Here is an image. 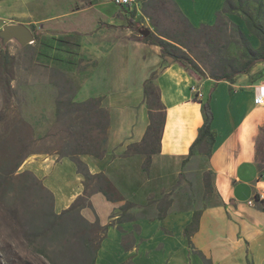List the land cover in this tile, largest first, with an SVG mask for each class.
Masks as SVG:
<instances>
[{
	"label": "crops",
	"instance_id": "0c3cea01",
	"mask_svg": "<svg viewBox=\"0 0 264 264\" xmlns=\"http://www.w3.org/2000/svg\"><path fill=\"white\" fill-rule=\"evenodd\" d=\"M92 1L91 5L101 7L100 17L108 25L126 24L124 17L114 13L111 0ZM172 1L194 27L214 24L225 3ZM140 5L125 10L139 13ZM102 39L114 52L111 61H141L138 53L127 51L139 43L126 47L112 30L102 33ZM81 49L93 55L98 46ZM142 80L143 76L134 82L131 71L124 73L98 95L108 119L103 154L77 157L89 175H104L118 194L110 201L93 191L88 197L90 205L79 209L86 222L105 228L93 264H247V258L264 264V209L260 204H246L264 188V171L257 157V148L264 156V106L253 102L264 88V78L250 81L245 75L232 82H200L179 65L165 67L156 80L164 106L159 151L150 156L146 171L145 156L125 154L129 145L141 141L147 128ZM195 89L201 93L199 99L193 98ZM205 99L213 114L214 142L200 177L209 176L210 192L189 199L190 163L200 154L190 157L184 167L181 163L203 124L201 101ZM20 169L31 172L51 193L56 213L66 211L83 196L85 178L71 156L32 154ZM208 184L203 182L202 187ZM195 214L199 215L198 227L189 245L184 231Z\"/></svg>",
	"mask_w": 264,
	"mask_h": 264
},
{
	"label": "rangeland",
	"instance_id": "374dc122",
	"mask_svg": "<svg viewBox=\"0 0 264 264\" xmlns=\"http://www.w3.org/2000/svg\"><path fill=\"white\" fill-rule=\"evenodd\" d=\"M139 1V13L133 11L139 29L179 41L181 52L200 70L198 76L183 69L193 80L215 81L227 74L234 79L245 76L240 73L246 62L244 47L257 49L261 44L247 28L245 15H250L264 30V0L261 7L258 0H230L232 14L221 15L212 25L193 28L180 19L172 4L166 2L164 10L155 11L145 6L148 0ZM92 3L0 0V31L5 25H23L34 39L25 46L15 40H0V177L10 175L3 183L10 195L9 203L0 201V216L7 217L6 221L0 219V264H93L101 239L97 224H89L74 212L56 213L51 193L33 174L37 182L28 176L19 177L27 171L20 167L12 173L17 162L36 153L71 156L75 160L83 154L100 157L108 119L98 95L130 71L134 82L143 76L141 91L147 126L149 106L158 118L163 114L156 80L173 63L166 61L155 46L143 42L139 32L124 22L108 25L100 17L101 7ZM113 9L124 18L132 13L122 7ZM109 30L126 47L139 43L127 51L138 53L141 61H111L114 52L102 44V33ZM86 45H97L98 50L93 55L87 53L81 49ZM246 75L250 81L263 79L264 62ZM149 80L154 89L146 97L144 88ZM195 90L193 98L199 99ZM156 147L153 141L149 150ZM197 153L198 160L190 163L189 199L203 198L210 192L209 176L200 177L207 168V149H195L192 156ZM80 168L86 171L82 162ZM203 182L208 187H202ZM87 184L90 190L98 186L94 179H88Z\"/></svg>",
	"mask_w": 264,
	"mask_h": 264
},
{
	"label": "trees",
	"instance_id": "16d2710c",
	"mask_svg": "<svg viewBox=\"0 0 264 264\" xmlns=\"http://www.w3.org/2000/svg\"><path fill=\"white\" fill-rule=\"evenodd\" d=\"M151 5L149 6V3H147L145 6L149 8L150 10L153 9L155 11H160L164 8V5L166 2L172 4L174 7L176 13L179 15L180 19L190 28H193L191 23L186 19V17L181 13L178 6L175 2L172 0H148ZM263 0H258L259 7L262 6ZM164 10V9H163ZM258 12H260V8L257 9ZM233 13V6L230 2V0H225V3L223 5L222 10L217 15L218 19L221 15L226 16ZM150 14V13H149ZM135 13L132 11L128 15V17L125 18L126 26L133 28L139 32V25L138 22L134 19ZM151 16V15H149ZM245 24L247 28L253 32L260 40L261 44L257 49H252L249 45H246L244 47V57L246 58V62L243 65L240 73L242 75H246L250 72V70L259 63L264 62V30L258 27L255 24L254 19L250 15H245ZM202 26V25H201ZM141 40L145 43H148L152 46H155L159 48L161 56L167 61L168 59H171L172 63L178 64L182 69L188 71L189 73L192 72L198 76H200V70L199 68L194 64V62L183 52H181L178 45H180V42L176 39H173L167 35L161 34V33H149L147 37H140ZM233 75L227 74L223 77L215 79V81H226V82H232L233 81ZM154 87L151 85L150 80L147 81V85L144 88L145 96L148 97L152 94V90ZM149 106V105H148ZM161 107V105L159 104ZM149 108V123L146 128L145 134L141 141L139 143L131 144L127 147L125 154L126 155H143L146 157L145 164H144V170L146 171L148 169V165L150 163V156L157 153L159 151V141H160V135L163 128L164 123V107H161L162 115L158 118L155 114V109L151 106ZM201 110H202V117H203V124L199 129V133L195 141L191 144L189 148V153L181 163V166L184 167V165L188 162L189 158L192 157L193 152L195 149H200L202 147L207 149V157L210 154V148L213 145L214 142V134L211 131V123L213 120V114L210 109L209 100L205 99L204 101H201ZM3 120V116L0 115V121ZM149 140V142H148ZM155 141L157 147L154 151L149 150L150 144ZM257 154L258 157V167L260 171H264V156L261 148H257ZM22 164L21 162H17L12 173H14ZM75 164L79 170V172L83 173L85 178V190L83 193V196L77 199L66 211L64 212H74L75 214L79 215V209L89 206L88 197L93 191L101 192L107 200H115L118 198L117 191L111 184V182L102 174L91 176L87 173V171H83L80 168L81 162L79 160H75ZM11 174V173H10ZM10 175H6L4 177H0V201L3 202L5 205L9 203V193L5 190L4 184L7 180H9ZM19 177L28 176L34 180L37 179L32 175L29 171H24L21 174L18 175ZM88 179H94L97 183V187L94 190L89 189V185L87 184ZM40 182V181H39ZM4 183V184H3ZM43 188V186H42ZM51 195V194H50ZM15 214V213H13ZM5 216L1 215L0 219L6 221ZM198 221H199V215L195 214L193 217V220L190 225H188L185 228L184 234L185 238L188 241V244L190 245V235L197 230L198 227ZM98 225V224H97ZM99 226V225H98ZM99 229L101 232V238L104 235L105 228L99 226ZM96 252V251H95ZM95 257V256H94ZM247 264H253L252 261H250L248 258L246 259Z\"/></svg>",
	"mask_w": 264,
	"mask_h": 264
},
{
	"label": "water",
	"instance_id": "95a60500",
	"mask_svg": "<svg viewBox=\"0 0 264 264\" xmlns=\"http://www.w3.org/2000/svg\"><path fill=\"white\" fill-rule=\"evenodd\" d=\"M150 31L148 29L139 30V35L142 37H147ZM0 40L2 43H6L11 40H15L20 46L29 45L34 42L33 35L31 31L18 24L5 25L0 31ZM171 62V59L167 60Z\"/></svg>",
	"mask_w": 264,
	"mask_h": 264
},
{
	"label": "built area",
	"instance_id": "2783aa9c",
	"mask_svg": "<svg viewBox=\"0 0 264 264\" xmlns=\"http://www.w3.org/2000/svg\"><path fill=\"white\" fill-rule=\"evenodd\" d=\"M111 2L117 6V7H122L124 9H129V8H137V5L140 3L139 0H111ZM196 94H201L198 90H195ZM254 105L256 106H264V88H260L259 92L255 96L254 100ZM248 206H254L255 204H260L263 209H264V188H260L257 190V193L254 195L253 198L248 200L246 202Z\"/></svg>",
	"mask_w": 264,
	"mask_h": 264
},
{
	"label": "bare ground",
	"instance_id": "6f19581e",
	"mask_svg": "<svg viewBox=\"0 0 264 264\" xmlns=\"http://www.w3.org/2000/svg\"><path fill=\"white\" fill-rule=\"evenodd\" d=\"M199 96H201V95H199Z\"/></svg>",
	"mask_w": 264,
	"mask_h": 264
}]
</instances>
